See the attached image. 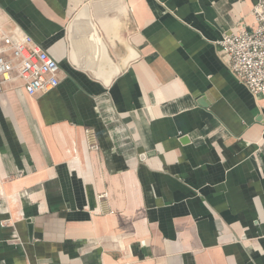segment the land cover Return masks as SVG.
Here are the masks:
<instances>
[{
	"label": "crops",
	"instance_id": "obj_1",
	"mask_svg": "<svg viewBox=\"0 0 264 264\" xmlns=\"http://www.w3.org/2000/svg\"><path fill=\"white\" fill-rule=\"evenodd\" d=\"M257 1L0 0L59 66L0 94V264H264V100L218 46Z\"/></svg>",
	"mask_w": 264,
	"mask_h": 264
},
{
	"label": "built area",
	"instance_id": "obj_2",
	"mask_svg": "<svg viewBox=\"0 0 264 264\" xmlns=\"http://www.w3.org/2000/svg\"><path fill=\"white\" fill-rule=\"evenodd\" d=\"M254 26L251 30L226 32L218 41L220 52L229 71L252 95L264 100V0H258L252 9ZM59 66L30 36L13 39L0 37V94L6 83L19 79L29 96L45 94L59 84ZM88 151L98 150V144L89 129L84 130ZM101 194L99 199H105ZM3 222L1 225H5Z\"/></svg>",
	"mask_w": 264,
	"mask_h": 264
}]
</instances>
